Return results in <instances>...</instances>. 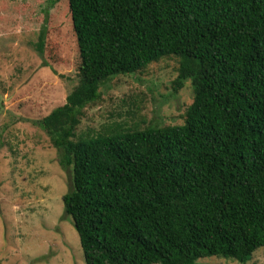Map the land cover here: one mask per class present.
<instances>
[{
  "label": "trees",
  "instance_id": "trees-1",
  "mask_svg": "<svg viewBox=\"0 0 264 264\" xmlns=\"http://www.w3.org/2000/svg\"><path fill=\"white\" fill-rule=\"evenodd\" d=\"M67 3L78 84L36 125L70 172L64 212L86 264H247L264 248V0ZM167 57L174 90L193 87L182 125L76 139L107 81Z\"/></svg>",
  "mask_w": 264,
  "mask_h": 264
},
{
  "label": "rangeland",
  "instance_id": "rangeland-1",
  "mask_svg": "<svg viewBox=\"0 0 264 264\" xmlns=\"http://www.w3.org/2000/svg\"><path fill=\"white\" fill-rule=\"evenodd\" d=\"M0 0V264H86L63 196L70 172L36 125L78 84L79 54L67 0ZM45 33L42 53L38 44ZM179 59L120 75L84 110L76 139L111 127L182 125L193 103L190 81L174 90ZM200 264H240L217 257ZM247 264H264V248Z\"/></svg>",
  "mask_w": 264,
  "mask_h": 264
}]
</instances>
